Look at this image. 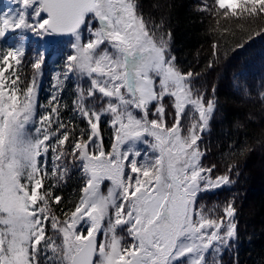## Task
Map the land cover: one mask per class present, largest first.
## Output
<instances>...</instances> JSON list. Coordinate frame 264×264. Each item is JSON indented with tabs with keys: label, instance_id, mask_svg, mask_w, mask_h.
<instances>
[{
	"label": "snow or ice",
	"instance_id": "obj_1",
	"mask_svg": "<svg viewBox=\"0 0 264 264\" xmlns=\"http://www.w3.org/2000/svg\"><path fill=\"white\" fill-rule=\"evenodd\" d=\"M9 3L14 7L0 10V264H222L238 239L234 201L223 216L215 208L205 211L206 205L197 208L199 193L233 183L228 174L213 178L216 165L201 163L205 153L198 142L211 130L216 87L206 98L194 85L201 74L178 66L164 19L150 23L138 0ZM199 10L212 15L211 31L218 33L208 69L220 62L219 41L236 35L225 25L246 29L264 21V0H214ZM29 33L44 42L28 61L31 79L23 70ZM65 36L72 38V52L63 71L53 74L52 95L41 106L50 111L37 122L47 38ZM250 39L251 33L244 42ZM71 77V111L86 124L78 131L60 114L68 105H61L59 93ZM258 96L264 104V90ZM104 117L113 130L111 151L101 142ZM140 143L155 155L142 153ZM67 157L80 170L81 187L75 202L54 208L63 201L54 189L67 181ZM50 177L55 179L46 187ZM104 181L110 182L106 194Z\"/></svg>",
	"mask_w": 264,
	"mask_h": 264
},
{
	"label": "trees",
	"instance_id": "obj_2",
	"mask_svg": "<svg viewBox=\"0 0 264 264\" xmlns=\"http://www.w3.org/2000/svg\"><path fill=\"white\" fill-rule=\"evenodd\" d=\"M138 3L150 23L158 24L164 19L163 31L172 32L171 52L178 66L184 72L201 74L194 80L195 87L206 98L212 97V88L216 87L218 101L210 122L211 130L198 142L205 153L201 163L205 167L216 165L213 178L228 174L233 183L202 192L197 201L199 206H207L205 211L215 208L218 216H223L224 206L234 201L238 239L224 252L222 264H237V261L238 264H264V174L256 168L257 160L264 158V104L258 96L264 90V32L255 35L253 31L264 29V21L257 20L246 29H237L235 24L225 25L236 35L219 41L220 62L208 69L211 45L218 33L211 31L216 27L212 15L199 9L205 4L211 7L214 0H138ZM250 33L252 39L245 43ZM237 43L243 47L236 48ZM23 70L31 79L32 70L26 61ZM245 87L250 90L247 96ZM168 118L173 122L172 116ZM188 119L187 115L182 118L185 128ZM105 131L101 127L103 143L107 145L113 137L109 129L108 135ZM232 152L236 155H231ZM229 165L233 166L230 173ZM72 199L71 193H65L62 204L53 207H66Z\"/></svg>",
	"mask_w": 264,
	"mask_h": 264
},
{
	"label": "rangeland",
	"instance_id": "obj_3",
	"mask_svg": "<svg viewBox=\"0 0 264 264\" xmlns=\"http://www.w3.org/2000/svg\"><path fill=\"white\" fill-rule=\"evenodd\" d=\"M4 5H8L9 7H14V5H11L9 3V0H0V10H3ZM10 36L15 35L10 33ZM88 33L85 31L83 33V39L87 40ZM48 43L46 45L47 51H46V59L45 63L42 66V75L39 76V84H38V90H37V108H36V114L34 117L35 121H39V118L41 115H43L45 112H49L50 108L48 107H41L48 105L49 98L52 95L53 88V74L57 71H63V64L66 60V56L71 54V42L72 38L65 36V37H59L53 40L52 38H47ZM6 43H11L10 41H7ZM43 41H40L38 38H34L30 33L27 34V38L24 40L25 45V51L26 56L24 59L29 57V60L32 56L33 50L40 47L41 44H43ZM29 65V64H27ZM31 68V67H30ZM32 70V69H31ZM33 71V70H32ZM243 79V77H242ZM81 83L86 87V81H81ZM239 81L238 79L235 81V85L238 87ZM75 87H76V79L75 77H71L68 81L65 83V87L62 92L59 93L60 97V103L61 105L67 104V108H61V118L68 122L69 119H72L73 122L78 125L77 131L79 130V127H86V124H84L83 121L76 119L73 117V113L71 111L72 108V100L75 96ZM107 117L102 118L101 127L102 129L106 128L105 133L108 135V129L110 130L111 137H113V130L107 123ZM198 119V116H197ZM189 120V119H188ZM187 126L189 125L190 121H187ZM168 123L171 124L172 121L170 118H168ZM55 127V125H54ZM110 137V138H111ZM148 140H151V137L147 138ZM111 141H107V145L103 143V136L101 134V142L105 148L106 151H111L112 149V143L113 138L110 139ZM125 147H127L125 145ZM66 148L70 150L71 145L66 144ZM137 148L141 150L142 153H147L149 155H155V153L152 152L151 148L148 146V144L140 143L137 145ZM143 158V157H141ZM71 160V157H67L64 160V164L67 165L69 168V174L67 177V181L60 182V186L54 189L55 195H60L63 197L65 193H71L72 194V201L75 202V197L79 194V188L81 187V173L78 167H74L69 161ZM52 159H51V153L48 154V170L51 172L52 169ZM256 168L260 171L261 174H264V158L258 159L256 163ZM55 178L50 177L48 180L45 181V186L47 187L48 184H51L54 181ZM110 186L109 181H104L102 185V191L106 194L108 187ZM202 193V192H201ZM200 194V193H199ZM197 208H199V201H197ZM227 218H225L226 220ZM50 230V229H49ZM101 239H103V236H100ZM209 260H211V256H209Z\"/></svg>",
	"mask_w": 264,
	"mask_h": 264
}]
</instances>
